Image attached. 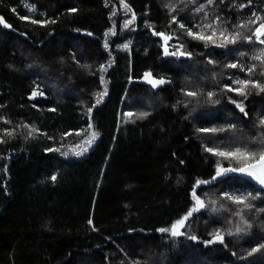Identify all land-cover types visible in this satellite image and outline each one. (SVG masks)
Returning a JSON list of instances; mask_svg holds the SVG:
<instances>
[{"label":"trees","instance_id":"16d2710c","mask_svg":"<svg viewBox=\"0 0 264 264\" xmlns=\"http://www.w3.org/2000/svg\"><path fill=\"white\" fill-rule=\"evenodd\" d=\"M124 4L0 0V264H264V192L205 150H264V0Z\"/></svg>","mask_w":264,"mask_h":264},{"label":"snow or ice","instance_id":"6c2138e0","mask_svg":"<svg viewBox=\"0 0 264 264\" xmlns=\"http://www.w3.org/2000/svg\"><path fill=\"white\" fill-rule=\"evenodd\" d=\"M121 4L124 5V7H127L126 4H124V0H120ZM208 4L211 5L213 4L214 0H207ZM243 6V5H242ZM204 9V5L201 4L200 7H198L196 9L197 12H201ZM31 10V9H30ZM172 10H175V6H172ZM76 9H70V12H75ZM205 15H207V13H205ZM135 17H133L134 19ZM2 19V18H0ZM260 17H256V21H260ZM173 20L175 21V17H173ZM256 21H252L251 23H255ZM33 23H37V21L33 20ZM54 22V21H53ZM132 21L129 20L126 24L125 27H128L129 24H131ZM7 26V25H6ZM181 27L183 28L184 25H181ZM203 27L205 28H209L212 30V36H215L217 34V30L215 28L212 27L211 24H206ZM221 36H224V33L221 31L219 33ZM107 35V33H106ZM163 35V34H161ZM188 35L189 36H193L194 38L197 39H205L206 37L201 36V35H197L195 33H193V31L191 29L188 30ZM255 36V39L257 42H259L260 44H264V39H262V37H264V22H261L259 24V26L255 29V32L253 34ZM239 37V33H237L236 35L232 36L231 38L224 36L225 40L228 41L229 43H235L237 38ZM165 41H167L168 39H171V37L165 36L164 37ZM207 39H211V37H207ZM249 41L252 40V37H248L247 38ZM220 47H224L225 45H218ZM105 47H107V44L105 45ZM124 48H127L128 45H124ZM174 54V53H173ZM165 55H168L167 49H165ZM254 59H260L262 61H264V50H262L261 55L254 57ZM209 63H211V61H209ZM230 67H237V65L233 64V65H229ZM254 69L250 68L248 69L249 72H252ZM101 71H106V69L104 68V66H101ZM146 77H150V74H146ZM101 80L103 81V77H101ZM165 81L163 80H159V81H154L149 79V83L152 84V86L155 88L157 86V84H162ZM236 83L242 85L243 87L239 90L241 92V94H244L243 88H246L248 86L249 83H252L250 81H236ZM254 87H261L258 83L253 84ZM231 90V89H230ZM262 91H264V87L261 88ZM188 95H195V93H187ZM33 95H36V93H33ZM103 93L100 94V99L103 98ZM209 97H211L213 94L209 93L208 94ZM100 100H97V103H99ZM237 107L240 108V110L243 112L244 108L241 105H237ZM91 111V109H89V112ZM129 115H132L131 113H129ZM141 116L147 115V113H141ZM260 125L262 127H264V118H262L260 120ZM89 127H91V124L89 125ZM200 131H204V132H208V131H212L215 132L217 131L216 129H201ZM11 134V133H9ZM96 138V133H92L91 138L86 141V143L91 144L93 140H95ZM87 149H85L86 151ZM208 152H212L215 155H219V156H223L226 158H231L234 160H237L241 166H234V167H228V168H223L222 166H220L219 164L217 165V172H216V176L213 177V180H216L217 177L223 176L224 174L228 173V172H236V173H240L244 176L250 177L252 180L256 181L262 188H264V150H261L258 154L256 152H252L249 151L247 149L244 148H240L237 147L231 151H220V150H216V149H211V148H206L205 149ZM50 151H55V149H50ZM257 155L259 156V159H257ZM53 180L56 179L55 176L52 177ZM201 183H209L208 181H197V184H201ZM196 199L197 202V207H194L193 209H191V211H189V213L183 217L181 220L177 221L176 224L172 225L171 229H159L160 232H171V235L173 236H178L181 235L179 229L181 227L184 226V221L188 219V216H191L193 212L199 211V209L205 207L203 201H201L198 197H194ZM257 196H240V197H233V196H227V199L232 200L234 203L237 204H242L244 206V209H251L254 207L253 204H251L249 201L250 200H255L257 199ZM257 211H264L261 209H257ZM237 215H241V213H236ZM243 219V218H242ZM89 223H91V221H89ZM250 227V225H249ZM244 229L241 228H237V232L243 231ZM231 235V233H229ZM191 239L195 240L196 237H190ZM214 240L223 241V236H221L219 233H216L214 236ZM213 241H209L208 243H212ZM264 247V246H262ZM253 252L258 251V249H253ZM252 253H249V255H251Z\"/></svg>","mask_w":264,"mask_h":264},{"label":"water","instance_id":"95a60500","mask_svg":"<svg viewBox=\"0 0 264 264\" xmlns=\"http://www.w3.org/2000/svg\"><path fill=\"white\" fill-rule=\"evenodd\" d=\"M149 79L153 80L151 77H144L140 80L141 83H149ZM234 175H241L247 180L249 183H251L253 186L257 187L258 189L262 190L264 192V188H262L256 181L252 180L250 177L244 176L240 173L233 172ZM225 175V174H224Z\"/></svg>","mask_w":264,"mask_h":264},{"label":"rangeland","instance_id":"374dc122","mask_svg":"<svg viewBox=\"0 0 264 264\" xmlns=\"http://www.w3.org/2000/svg\"><path fill=\"white\" fill-rule=\"evenodd\" d=\"M167 51H168V48H167ZM247 193H249L248 191H247ZM248 195V194H247Z\"/></svg>","mask_w":264,"mask_h":264}]
</instances>
